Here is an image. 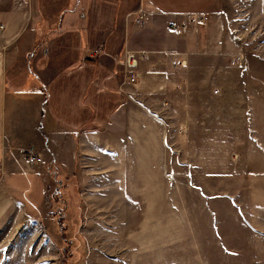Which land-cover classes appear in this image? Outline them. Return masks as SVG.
I'll use <instances>...</instances> for the list:
<instances>
[{"label":"rangeland","instance_id":"obj_1","mask_svg":"<svg viewBox=\"0 0 264 264\" xmlns=\"http://www.w3.org/2000/svg\"><path fill=\"white\" fill-rule=\"evenodd\" d=\"M14 2L0 0V49ZM192 33L191 65L172 61L166 95L153 104L172 143L161 190L170 197L132 199L126 186L124 203L101 198L112 192L88 186V166L65 134L56 154L27 148L6 172L21 209L0 213V264H264V15L251 0H227L224 15ZM132 52L148 53L125 50L130 84L128 70L149 60L129 68ZM30 149L42 162L26 159Z\"/></svg>","mask_w":264,"mask_h":264},{"label":"crops","instance_id":"obj_2","mask_svg":"<svg viewBox=\"0 0 264 264\" xmlns=\"http://www.w3.org/2000/svg\"><path fill=\"white\" fill-rule=\"evenodd\" d=\"M251 2L264 15V0ZM226 4L15 0L16 12L6 19L8 44L0 49V213L10 217L21 209L5 186L7 170L19 169L18 154L30 147L40 156L56 154L63 134L69 136L70 152L88 166V186L112 192L101 198L124 203L126 186L132 199L169 198L161 190L173 160L172 143L154 103L166 95L172 61L181 71L191 65L195 53L188 38L204 23L184 36L175 35L169 24L181 22L185 14L215 19L224 15ZM178 39L181 50H176ZM126 49L149 53L134 84L125 74ZM139 186L149 189L139 195Z\"/></svg>","mask_w":264,"mask_h":264},{"label":"built area","instance_id":"obj_3","mask_svg":"<svg viewBox=\"0 0 264 264\" xmlns=\"http://www.w3.org/2000/svg\"><path fill=\"white\" fill-rule=\"evenodd\" d=\"M209 18L207 15L204 14H192L191 16H186V18L184 20H181V22L178 21H173L170 24V28L171 30L177 34V35H182L185 32L188 31V29L190 28V26L192 25H197L199 23H206L208 22ZM149 58V54L145 53L143 54L139 59L137 58V56L135 55L134 52H132V54H130L128 56V60H129V68H135L137 67L139 60L143 61ZM244 60V56L241 54L239 55L237 58L232 60V64L233 65H238L241 66ZM237 63V64H236ZM128 76H129V80L133 83H135L136 81V74L134 72V69H129L127 72ZM218 91L215 90V93H217ZM26 159L30 162V163H36V162H42V159L40 157L37 156V154L34 152L33 149H30L27 151L26 153Z\"/></svg>","mask_w":264,"mask_h":264}]
</instances>
